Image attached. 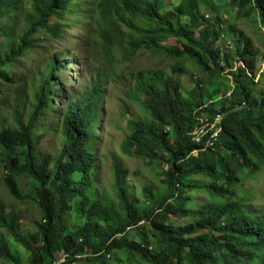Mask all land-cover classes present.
Segmentation results:
<instances>
[{
  "label": "trees",
  "instance_id": "trees-1",
  "mask_svg": "<svg viewBox=\"0 0 264 264\" xmlns=\"http://www.w3.org/2000/svg\"><path fill=\"white\" fill-rule=\"evenodd\" d=\"M162 1L0 0V40L7 44L2 55L0 42V84L16 83L10 66L39 49L50 51L41 79L32 84L28 121L17 110L18 124L0 132V164L9 172L5 184L13 197L37 203L42 219L28 235L21 214L1 207L0 258L26 264L14 253L8 239L13 238L30 256L27 264H264V206L256 207L253 189H245L246 181L264 172V73L256 83L251 45L241 41L243 35L226 19L225 9L214 6L215 0H181L167 11ZM230 7L238 20L255 17L258 31L264 32V0H229ZM76 17L88 22L83 49L87 43L108 64L101 63L96 71L88 59V67L84 61H71L82 68L81 89L72 85L71 75L59 77L70 71L68 51L52 53V45L65 41L64 23ZM41 44L46 46L41 49ZM91 51L83 50V55L91 57ZM138 54L164 62L137 69L133 64ZM196 72L203 75L197 81ZM183 77L192 84L185 85ZM112 85L120 91L125 113L131 114L130 103L143 113L128 119L131 133L123 153L163 167V187L146 186L141 198L117 161L114 195L103 197L95 188L97 132L107 86ZM58 100L61 109L55 106ZM218 116L224 118L223 132L216 140L211 126ZM45 122V133L60 131L64 138L57 155L39 149L38 132ZM207 126L209 134L204 135ZM24 176L34 181L31 191L22 189L19 179ZM200 192L205 202L199 206L195 196ZM183 218L189 222L179 225ZM61 257L65 260L58 263Z\"/></svg>",
  "mask_w": 264,
  "mask_h": 264
},
{
  "label": "rangeland",
  "instance_id": "rangeland-1",
  "mask_svg": "<svg viewBox=\"0 0 264 264\" xmlns=\"http://www.w3.org/2000/svg\"><path fill=\"white\" fill-rule=\"evenodd\" d=\"M180 1L181 0H163L162 5L164 6V10L167 11L169 9H173L174 6ZM228 3L229 0H215L214 6L225 9L226 19L230 21L231 26L234 27L235 30L243 35L241 41L251 45L252 51L250 50V53L256 56L255 58L258 72L256 83H258L260 78L259 75L264 73V43L262 41L264 38V32L261 33L258 31L255 17H253V19L251 18V20L236 19L235 13H231L232 8L230 7L227 9ZM17 21H19V19H17ZM87 23L88 22L82 18L77 19L76 17L74 20L70 18L64 23L65 28L63 30V37L65 41L52 45V53L68 51L66 55H68V61L70 62H68L67 69H70V71L67 73L61 72L59 77L64 79L66 76L71 75V78L74 79L72 85L77 89H81L85 83V79L82 77V68L76 63H71V61L79 62L80 65H82L81 63L84 61L86 67L91 64V69L96 71L98 70V67L101 63L104 64V67H107L108 65L104 61L101 54L99 57L97 53L95 54V52L91 51V46H89L87 43H85V48L83 49L84 44L82 43V39L86 37ZM136 37L139 36L137 35ZM0 42H2L1 54L4 55L7 49V44L3 39H1ZM169 44L174 45L175 41L171 40ZM224 44L229 45L230 42L225 41ZM41 46V49H43L46 44H41ZM87 49L92 52L91 57L89 55H83V50ZM49 52L50 51L48 50L41 53L39 49L27 59H21L19 65L10 66L7 68L8 72H10L16 83H6L4 85L0 84V132L5 127L16 126V124H18L15 117L17 110H19L20 115L23 116L24 122L28 121L31 115L32 106L34 104L32 84L34 79H41L40 74L44 70L46 63L49 61ZM87 59L90 64L88 63ZM160 62L164 61L159 58H151L149 54H138L133 66L137 69L153 68L154 66L159 65ZM39 63L41 67L37 68L36 66ZM166 63L167 62H165V65ZM241 64L243 66L245 65V63ZM236 70L237 68L234 71ZM194 75V77L197 78L196 80H199L203 76L199 72H196ZM249 76H253V74L251 73ZM182 81H184L185 85L187 86L192 84L191 79L188 77H183ZM257 91H261V89L257 88ZM105 94L106 99L102 105L103 115L101 117L99 131L97 132L98 145L95 147V152L97 155V173L94 177L97 182V185L95 186L96 191L103 197L114 195L115 169L113 162L117 161L121 168H124L127 171V181L133 185L135 184L134 187L136 195L141 198L143 190L146 186L151 185L156 189L163 187L162 180L164 178L161 177L163 174V167L160 168V165L153 167L152 163L148 162V160L128 156L123 153L122 144L125 141L124 139H126L131 133L128 127V119L131 118L132 115L134 117H140L143 113L141 108L133 103L129 104L132 115H127L125 113V110L118 101L120 91L118 90L117 86H107ZM56 106L58 109L63 108L62 101L58 100L56 102ZM48 124L49 122L42 124V128L38 132L40 137L39 149L44 154L54 153V155H57L61 150V145L64 143V138L61 136L60 131H49L48 133H45L47 131ZM2 151L3 149L0 145V152ZM8 174V170L2 164H0V208L5 207L8 211L15 209L17 212H19L21 214L23 232L25 234L32 235L35 231H37L38 226L36 222L42 219V210L40 206L33 200L27 199L21 201L10 194L9 189L5 184V178ZM80 176L81 175H77L76 178L79 179ZM19 180L24 191H31L33 189L34 181L32 179L24 176ZM245 189H253L251 190V195L253 197V203L256 205V207L261 208L264 206V172L258 176L257 180L246 181ZM195 199L197 200V205L200 206L205 202V195L200 192L195 196ZM178 222L179 225H184L188 223L189 220L183 218ZM2 231L0 229V232L3 234ZM8 239L11 241V243H13L11 246L14 253L19 255L21 259L27 264V262H29L30 256L27 254L26 250L22 248L21 245L14 242L13 238ZM0 264L13 263L4 258H0ZM76 264L85 263L79 262Z\"/></svg>",
  "mask_w": 264,
  "mask_h": 264
},
{
  "label": "bare ground",
  "instance_id": "bare-ground-1",
  "mask_svg": "<svg viewBox=\"0 0 264 264\" xmlns=\"http://www.w3.org/2000/svg\"><path fill=\"white\" fill-rule=\"evenodd\" d=\"M151 1V0H150ZM194 1V0H193ZM196 1V0H195ZM66 2V1H65ZM114 2V1H113ZM141 2V1H140ZM144 2H145V0H144ZM202 2H204V1H202ZM53 3V2H52ZM103 3V2H102ZM185 3V2H184ZM190 3V2H189ZM115 4V3H114ZM145 4H147L146 2H145ZM175 4V3H174ZM103 5V4H102ZM101 5V6H102ZM199 5H200V3H199ZM85 6V5H84ZM140 6V5H139ZM182 6V5H181ZM196 6V5H195ZM192 7V6H191ZM82 8V7H81ZM80 8V9H81ZM141 8V7H140ZM124 9V8H123ZM158 10V9H157ZM240 10V9H239ZM101 11V10H100ZM124 11V10H123ZM144 11V10H143ZM241 11H243L242 9H241ZM136 12V11H135ZM156 13V12H155ZM116 14V13H115ZM158 14V13H157ZM198 14H199V12H198ZM239 14V13H238ZM159 15V14H158ZM142 16V15H141ZM162 16V15H161ZM188 16V15H187ZM169 17V16H168ZM67 18V17H66ZM117 18V17H116ZM154 18V17H153ZM184 18V17H183ZM125 19V18H124ZM179 21H181V20H179ZM216 21V20H215ZM157 22V21H156ZM197 22V21H196ZM174 23V22H173ZM198 23V22H197ZM123 24V23H122ZM150 24V23H149ZM204 24V23H203ZM220 24V23H219ZM119 26V25H118ZM135 26H137V25H135ZM181 26V25H180ZM132 27V26H131ZM179 27V26H178ZM202 27V26H201ZM134 28V27H133ZM142 28V27H141ZM180 28V27H179ZM182 28V27H181ZM117 29H118V27H117ZM138 29H140V28H138ZM143 29V28H142ZM141 30V29H140ZM176 30V29H175ZM212 30V29H211ZM145 31H146V29H145ZM169 31V30H168ZM142 32V31H141ZM147 32V31H146ZM170 32V31H169ZM196 32V31H195ZM210 32V31H209ZM189 33V32H188ZM178 34V33H177ZM181 34V33H180ZM199 34V33H198ZM103 35V34H102ZM153 35V34H152ZM209 35V34H208ZM128 36V35H127ZM143 36V35H142ZM188 36V35H187ZM203 36V35H202ZM215 36V35H214ZM28 38V37H27ZM128 38V37H127ZM206 38V37H205ZM105 39V38H104ZM122 39V38H121ZM194 39V38H193ZM214 39V38H213ZM103 41V40H102ZM140 41V40H139ZM138 41V42H139ZM215 41V40H214ZM147 42V41H146ZM124 43V42H123ZM134 43V42H133ZM222 43H224V42H222ZM181 44V43H180ZM126 45V44H125ZM210 45V44H209ZM199 46V45H198ZM201 46H203V45H201ZM239 46V45H238ZM184 47V46H183ZM242 47V46H241ZM191 48V47H190ZM133 49H134V47H133ZM207 49V48H206ZM173 50V49H172ZM205 51V50H204ZM252 51V50H251ZM198 52V51H197ZM249 52V51H248ZM174 54V53H173ZM209 55V54H208ZM251 55V54H250ZM193 56V55H192ZM195 56V55H194ZM254 56V55H253ZM192 58V57H191ZM208 58V57H207ZM211 58V57H210ZM200 59V58H199ZM198 59V60H199ZM203 59V58H202ZM200 61V60H199ZM202 61V60H201ZM200 61V62H201ZM204 61V60H203ZM264 61V60H263ZM185 62V61H184ZM207 64V63H206ZM205 64V65H206ZM108 66V65H107ZM207 67V66H206ZM208 67H210V66H208ZM206 69V68H205ZM231 69V68H230ZM170 70V69H169ZM101 71V70H100ZM214 71V70H213ZM176 72V71H175ZM145 73V72H144ZM155 73V72H154ZM214 74V73H213ZM167 75V74H166ZM115 76V75H114ZM133 76V75H132ZM103 77V76H102ZM164 78V77H163ZM140 79V78H139ZM166 79V78H165ZM150 80V79H149ZM163 80V79H162ZM168 80V79H167ZM179 80V79H178ZM94 81V80H93ZM180 81V80H179ZM197 81V80H196ZM239 81V80H238ZM101 83V82H100ZM118 83V82H117ZM160 83V82H159ZM226 83V82H225ZM150 84V83H149ZM164 84V83H163ZM172 84V83H171ZM137 85H139V84H137ZM173 85V84H172ZM180 85V84H179ZM146 86H148V85H146ZM171 86V85H170ZM97 87V86H96ZM145 87V86H144ZM163 87V86H162ZM181 88V87H180ZM182 88H184V87H182ZM240 88H242V87H240ZM100 89V88H99ZM200 88H198V90H199ZM171 91V90H170ZM183 91V90H182ZM244 92V91H243ZM114 93V92H113ZM170 93V92H169ZM201 93V92H200ZM199 93V94H200ZM119 94V93H118ZM138 94V93H137ZM136 94V95H137ZM196 94V93H195ZM216 94V93H215ZM126 96V95H125ZM134 96V95H133ZM139 96H140V94H139ZM143 96V95H142ZM163 96V95H162ZM161 96V97H162ZM165 96V95H164ZM199 96V95H198ZM215 96V95H214ZM152 97H154V96H152ZM207 98V97H206ZM141 99H143V98H141ZM153 99V98H152ZM185 99V98H184ZM204 99V98H203ZM60 100H62V99H60ZM98 100V99H97ZM187 101V100H186ZM225 101V100H224ZM57 102V101H56ZM118 102V101H117ZM164 102V101H163ZM166 102V101H165ZM224 103V102H223ZM153 104V103H152ZM167 104V103H166ZM183 104V103H182ZM141 105V104H140ZM245 105V104H244ZM56 106V105H55ZM147 106V105H146ZM172 106V105H171ZM202 106V105H201ZM257 106V105H256ZM126 107V106H125ZM166 107V106H165ZM187 107V106H186ZM255 107V106H254ZM262 107V106H261ZM151 108V107H150ZM153 108V107H152ZM158 108V107H157ZM178 108V107H177ZM156 109V108H155ZM182 109V108H181ZM180 109V110H181ZM191 109H193V107L191 108ZM233 109V108H232ZM264 109V108H263ZM127 110H129V109H127ZM165 110V109H164ZM186 110V109H185ZM167 111V110H166ZM190 111V110H189ZM221 111V110H220ZM231 111V110H230ZM253 111V110H252ZM255 111V110H254ZM145 112H146V108H145ZM187 113V112H186ZM127 114V113H126ZM146 114V113H145ZM213 114V113H212ZM91 115V114H90ZM128 115V114H127ZM230 115V114H229ZM148 116V115H147ZM156 116V115H155ZM85 117V116H84ZM83 117V118H84ZM159 117V116H158ZM190 117V116H189ZM231 117V116H230ZM76 118V117H75ZM81 118V117H80ZM87 118V117H86ZM142 118V117H141ZM150 118V117H149ZM154 118V117H153ZM191 118V117H190ZM201 118V117H200ZM157 119V118H156ZM160 119V118H159ZM254 119V118H253ZM80 120V119H79ZM138 120V119H137ZM186 120H187V118H186ZM236 120V119H235ZM131 121V120H130ZM249 121V120H248ZM33 122V121H32ZM85 122V121H84ZM132 122V121H131ZM131 122H129V123H131ZM134 122V121H133ZM141 122V121H140ZM146 122H147V120H146ZM91 123V122H90ZM156 123H157V121H156ZM163 123V122H162ZM183 123V122H182ZM197 123V122H196ZM228 123V122H227ZM231 123V122H230ZM155 124V123H154ZM159 124V123H158ZM187 124V123H186ZM73 125V124H72ZM141 125V124H140ZM145 125V124H144ZM143 125V126H144ZM162 125V124H161ZM253 125V124H252ZM31 126V125H30ZM83 126V125H82ZM167 126V125H166ZM67 127V126H66ZM135 127V126H134ZM137 127V126H136ZM146 127V126H145ZM144 127V128H145ZM190 127V126H189ZM254 127V126H253ZM165 128V127H164ZM179 128V127H178ZM255 128V127H254ZM253 128V129H254ZM139 129H140V127H139ZM186 129H188V127H186ZM191 129H194V128H191ZM233 129V128H232ZM32 130V129H31ZM134 130V129H133ZM137 130H138V128H137ZM66 131V130H65ZM189 131V130H188ZM169 132V131H168ZM138 133H139V131H138ZM178 133H180V132H178ZM242 133V132H241ZM148 134V133H147ZM157 134V133H156ZM121 135V134H120ZM127 135V134H126ZM172 135V134H171ZM94 136V135H93ZM162 137V136H161ZM135 138V137H134ZM166 138H168V137H166ZM247 138V137H246ZM98 139V138H97ZM133 139V138H132ZM149 139V138H148ZM81 140V139H80ZM125 140V139H124ZM129 140V139H128ZM152 140V139H151ZM189 140H191V138L189 139ZM188 140V141H189ZM239 140H240V138H239ZM81 142V141H80ZM146 142V141H145ZM149 142V141H148ZM186 142V141H185ZM189 142H191V141H189ZM130 143H131V139H130ZM135 143V142H134ZM179 143V142H178ZM243 143V142H242ZM68 144V143H67ZM126 144V143H125ZM188 144V143H187ZM132 145V144H131ZM131 145H129V146H131ZM165 145V144H164ZM184 145V144H183ZM169 147V146H168ZM171 147V146H170ZM175 147H178V146H175ZM185 147V146H184ZM75 148V147H74ZM142 148V147H141ZM152 148V147H151ZM191 148V147H190ZM231 149V148H230ZM130 150V149H129ZM228 150V149H227ZM149 151V150H148ZM129 152V151H128ZM127 152V153H128ZM164 152V151H163ZM167 152V151H166ZM184 152V151H183ZM218 152V151H217ZM126 153V154H127ZM53 154V153H52ZM176 154V153H175ZM180 154V153H179ZM178 154V155H179ZM205 154V153H204ZM211 154V153H210ZM209 154V155H210ZM155 155H157V153L155 154ZM212 155V154H211ZM264 156V155H263ZM65 157V156H64ZM178 157V156H177ZM182 159H183V157H182ZM152 160V159H151ZM195 160V159H194ZM214 160V159H213ZM45 161V160H44ZM234 161V160H233ZM173 162V161H172ZM173 164V163H172ZM212 164V163H211ZM216 164V163H215ZM226 167V166H225ZM51 169V168H50ZM119 169V168H118ZM158 171V170H157ZM154 172V171H153ZM125 173V172H124ZM228 173V172H227ZM51 174V173H50ZM164 174V173H163ZM188 174V173H187ZM197 174V173H196ZM58 175V174H57ZM174 175V174H173ZM192 175H193V173H192ZM214 175V174H213ZM250 175V174H249ZM86 176V175H85ZM185 176V175H184ZM187 176V175H186ZM225 176H226V173H225ZM189 177H190V174H189ZM220 177V176H219ZM253 177V176H252ZM251 177V178H252ZM258 177V176H257ZM11 178V177H10ZM218 178V177H217ZM254 178V177H253ZM252 178V179H253ZM172 179V178H171ZM227 179V178H226ZM82 180V179H81ZM117 180H119V179H117ZM45 181V180H44ZM199 182V181H198ZM197 182V183H198ZM216 182V181H215ZM224 182V181H223ZM11 183V182H10ZM179 183V182H178ZM217 183V182H216ZM24 184V183H23ZM177 184V183H176ZM120 185V184H119ZM135 185V184H134ZM192 185V184H191ZM151 186V185H150ZM173 186V185H172ZM177 186V185H176ZM223 186V185H222ZM196 187V186H195ZM201 187V186H200ZM123 188V187H122ZM177 188V187H176ZM187 188V187H186ZM216 189V188H215ZM214 189V190H215ZM127 190V189H126ZM219 190V189H218ZM71 191V190H70ZM123 191V190H122ZM189 191V190H188ZM210 191V190H209ZM216 191V190H215ZM126 192V191H125ZM223 192V191H222ZM108 193V192H107ZM217 193V192H216ZM111 194V193H110ZM152 194V193H151ZM172 194V193H171ZM176 195V194H175ZM124 196V195H123ZM125 197V196H124ZM116 199V198H115ZM112 200V199H111ZM71 201V200H70ZM108 201V200H107ZM87 203V202H86ZM108 203V202H107ZM112 203V202H111ZM123 203V202H122ZM154 204V203H153ZM215 204V203H214ZM110 205V204H109ZM108 205V206H109ZM114 205V204H113ZM125 205V204H124ZM157 205V204H156ZM84 207V206H83ZM111 207V206H110ZM113 207V206H112ZM115 207V206H114ZM119 208V207H118ZM207 208V207H206ZM117 209V208H116ZM120 209H121V207H120ZM124 209V208H123ZM153 209V208H152ZM157 209V208H156ZM161 209V208H160ZM81 210V209H80ZM111 210V209H110ZM66 211V210H65ZM109 211V210H108ZM112 211V210H111ZM113 211H114V209H113ZM142 211V210H141ZM144 211V210H143ZM206 211V210H205ZM212 211V210H211ZM77 212H80V211H77ZM76 212V213H77ZM118 212H119V210H118ZM129 212V211H128ZM146 212V211H145ZM81 213V212H80ZM85 213V212H84ZM105 213H106V211H105ZM120 213V212H119ZM143 213V212H142ZM168 213V212H167ZM177 213V212H176ZM210 213V212H209ZM62 214V213H61ZM216 214V213H215ZM60 215V214H59ZM116 215H117V213H116ZM181 215V214H180ZM179 215V216H180ZM200 215V214H199ZM207 215V214H206ZM81 216V215H80ZM115 216V215H114ZM132 216V215H131ZM89 217V216H88ZM116 217V216H115ZM151 217V216H150ZM167 217V216H166ZM206 217V216H205ZM66 218H68V217H66ZM141 218V217H140ZM39 219V218H38ZM63 219V218H62ZM108 219V218H107ZM112 219V218H111ZM199 219V218H198ZM200 219H202V218H200ZM212 219V218H211ZM99 220V219H98ZM113 220H114V217H113ZM124 220V219H123ZM135 220H133V222H134ZM199 221V220H198ZM210 221V220H209ZM52 222V221H51ZM131 222V221H130ZM58 223V222H57ZM62 223V222H61ZM115 223H116V221H115ZM161 223V222H160ZM210 223V222H209ZM90 224V223H89ZM88 224V225H89ZM123 224V223H122ZM121 224V225H122ZM153 224V223H152ZM110 225H112V224H110ZM128 225V224H127ZM131 225V224H130ZM197 225V224H196ZM90 226V225H89ZM96 226H97V224H96ZM102 226V225H101ZM153 227V226H152ZM90 228V227H89ZM88 228V229H89ZM92 228V227H91ZM104 228V227H103ZM113 228V227H112ZM116 228V227H115ZM125 228V227H124ZM159 228V227H158ZM173 228V227H172ZM83 229V228H82ZM198 229V228H197ZM203 229V228H202ZM58 229H56V231H57ZM98 230V229H97ZM154 230H155V228H154ZM161 230V229H160ZM117 231V230H116ZM162 231V230H161ZM241 231V230H240ZM54 232V231H53ZM93 232V231H92ZM137 232V231H136ZM193 232V231H192ZM242 232V231H241ZM80 233V232H79ZM78 233V234H79ZM82 233V232H81ZM93 234V233H92ZM99 234V233H98ZM147 234V233H146ZM180 234V233H179ZM183 234V233H182ZM82 235V234H81ZM137 235V234H136ZM172 235V234H171ZM187 235V234H186ZM244 235V234H243ZM253 235V234H252ZM96 236V235H95ZM184 236V235H183ZM204 236V235H203ZM250 236V235H249ZM125 237V236H124ZM232 237V236H231ZM110 238V237H109ZM166 238H167V236H166ZM87 239V238H86ZM103 239V238H102ZM105 239V238H104ZM101 240V239H100ZM167 240V239H166ZM154 241V240H153ZM184 241V240H183ZM233 241V240H232ZM102 242V241H101ZM147 242V241H146ZM169 242H171V241H169ZM177 242V241H176ZM234 242V241H233ZM153 243V242H152ZM165 243V242H164ZM168 243V242H167ZM190 243H192V241L190 242ZM223 243V242H222ZM146 244V243H145ZM172 244V243H171ZM193 244V243H192ZM238 244V243H237ZM126 245V244H125ZM239 245H241V244H239ZM127 246V245H126ZM211 246V245H210ZM181 247V246H180ZM183 247H184V245H183ZM264 247V246H263ZM243 248V247H242ZM113 249V248H112ZM139 249V248H138ZM139 251V250H138ZM141 251V250H140ZM200 251V250H199ZM128 252V251H127ZM144 252V251H143ZM146 252V251H145ZM172 254V253H171ZM206 254V253H205ZM144 255V254H143ZM140 256V255H139ZM185 256V255H184ZM211 256V255H210ZM262 256V255H261ZM70 257V256H69ZM205 258V257H204ZM136 259V258H135ZM143 259V258H142ZM184 259V258H183ZM187 259V258H186ZM206 259V258H205ZM153 261V260H152ZM174 261V260H173ZM202 261H204V260H202ZM131 262V261H130ZM189 262V261H188ZM200 262V261H199ZM139 263V262H138ZM259 263V262H258ZM125 264V263H124Z\"/></svg>",
  "mask_w": 264,
  "mask_h": 264
},
{
  "label": "built area",
  "instance_id": "built-area-1",
  "mask_svg": "<svg viewBox=\"0 0 264 264\" xmlns=\"http://www.w3.org/2000/svg\"><path fill=\"white\" fill-rule=\"evenodd\" d=\"M223 116H218V118L216 119V122L214 125L211 126V131H214V137L213 139H218L220 134L223 132V128H222V124H223ZM209 125V124H208ZM210 126H207L205 127L201 133H203L204 135H208L209 134V131H207V128H209ZM198 142H200V140H198ZM65 258L64 257H61L59 260H58V263L64 261Z\"/></svg>",
  "mask_w": 264,
  "mask_h": 264
}]
</instances>
